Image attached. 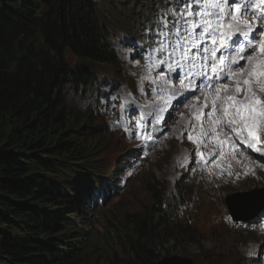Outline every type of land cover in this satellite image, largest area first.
<instances>
[{"label": "trees", "instance_id": "trees-1", "mask_svg": "<svg viewBox=\"0 0 264 264\" xmlns=\"http://www.w3.org/2000/svg\"><path fill=\"white\" fill-rule=\"evenodd\" d=\"M126 1L0 0V264H91L69 214L94 215L109 184L84 139L92 118L67 101L96 83L83 63L117 60L105 13ZM120 222L115 264L173 256L163 239L176 226L158 203Z\"/></svg>", "mask_w": 264, "mask_h": 264}, {"label": "rangeland", "instance_id": "rangeland-1", "mask_svg": "<svg viewBox=\"0 0 264 264\" xmlns=\"http://www.w3.org/2000/svg\"><path fill=\"white\" fill-rule=\"evenodd\" d=\"M128 2L137 8V16L112 10L105 13L119 50L117 62L83 63L95 75L96 83L82 92L72 91L67 101L70 109L92 118V125L83 128L84 139L93 150L98 174L110 178L116 188L103 202L101 213L85 215L82 220L71 217L77 224H83L87 236L92 237L87 248L90 263H120V221L143 212L153 203L169 214L170 228L176 226V233H171L175 237L163 239L173 256L191 258L196 264L261 261L264 226L241 230V223L226 219L230 217L226 198L264 188V152L239 144L234 150L236 159L232 158L228 145L223 148L226 155H217L221 149L214 134L200 135L201 124L206 128L207 120L197 121L193 117L194 108L199 111L204 104L206 93L187 90L174 97L172 89L179 88L181 80L175 74L177 65L172 64L167 77L152 60L142 62L137 52L140 42L146 44L148 36L154 37L150 30L169 8V0H128L125 4ZM108 3L110 0H106L107 8ZM125 7L119 5L120 10ZM120 15L131 24L122 25ZM167 19L172 20L171 14ZM196 54H200L199 48ZM221 54L218 52L217 56ZM69 60L72 64L78 62L73 56ZM166 80L171 84H166ZM220 83L229 81L223 79ZM187 84L191 85L189 81ZM112 97L117 98L116 105L112 101L106 104ZM208 112V108H203L205 116ZM189 134L199 138L200 143L189 140ZM197 147L203 157L195 151ZM124 161L126 164L121 165ZM244 165L251 167L255 175L251 172L244 175ZM98 203L101 205L100 200ZM261 214L264 215V209Z\"/></svg>", "mask_w": 264, "mask_h": 264}, {"label": "snow or ice", "instance_id": "snow-or-ice-1", "mask_svg": "<svg viewBox=\"0 0 264 264\" xmlns=\"http://www.w3.org/2000/svg\"><path fill=\"white\" fill-rule=\"evenodd\" d=\"M169 14L172 16L171 21L167 19ZM249 14L251 20L247 18ZM169 23L176 37L172 53H179L180 60L188 59V52L183 45L191 42L192 47L200 48L201 40L211 44L210 48H202L201 56L202 61L208 62L202 67L209 69L211 75L206 71L199 73L207 77L204 86L211 91L202 93L204 104L199 111L193 110L195 120L206 119L208 122L206 128L201 124L200 135L208 137L214 134L221 149L217 153L220 156L226 155L223 151L225 145L232 149L230 154L233 159H236L234 150L239 144L261 152V146L264 145V0H174V4H170L156 21L161 37L169 35V31L164 30ZM182 32L185 35H181ZM167 47L161 42L154 51L164 52ZM218 52L222 54L217 56ZM241 61H244L243 65ZM172 69L173 65L169 64V71ZM225 78L229 83H219ZM213 80L218 83L213 84ZM165 83L170 85L171 81L166 80ZM179 83V88L172 89L174 97L183 94L191 86L184 79ZM203 108L209 109L206 116ZM188 139L200 143L199 138L194 139L190 134ZM195 151L201 157L204 156L198 147ZM244 167V175L249 172L255 175L251 167ZM220 174H223V170ZM228 175H232L230 170ZM236 176L239 178L240 173L237 172ZM226 219L231 220L232 217ZM261 231H264V227Z\"/></svg>", "mask_w": 264, "mask_h": 264}, {"label": "water", "instance_id": "water-1", "mask_svg": "<svg viewBox=\"0 0 264 264\" xmlns=\"http://www.w3.org/2000/svg\"><path fill=\"white\" fill-rule=\"evenodd\" d=\"M227 200L233 220L243 221L257 215L264 208V190L257 189L251 191V193H236L229 196ZM159 261L158 264H194V260L191 258L179 255L166 256Z\"/></svg>", "mask_w": 264, "mask_h": 264}, {"label": "bare ground", "instance_id": "bare-ground-1", "mask_svg": "<svg viewBox=\"0 0 264 264\" xmlns=\"http://www.w3.org/2000/svg\"><path fill=\"white\" fill-rule=\"evenodd\" d=\"M64 172V171H63ZM113 174V173H112ZM114 174H116V172L114 173ZM119 174V173H118ZM121 174V173H120ZM117 175V174H116ZM123 175V174H122ZM114 176V175H113ZM105 177V176H104ZM112 177V176H111ZM119 177V176H118ZM92 178H94V177H92ZM96 178V177H95ZM114 178V177H113ZM110 179V178H109ZM115 179V178H114ZM115 183V182H114ZM95 184V183H94ZM98 184V183H97ZM116 184V183H115ZM103 186V185H102ZM115 186V185H114ZM113 186V187H114ZM104 188V187H103ZM114 189H116V188H114ZM117 191V190H116ZM102 199L100 200V202H101V205L98 203V205H100V206H102L104 203V200L107 198V197H101ZM91 206H92V209H94V207H95V203H94V201H91ZM99 207L98 206H96L95 207V209L97 210ZM75 212V211H74ZM78 212V211H77ZM89 216H90V214L89 213H87ZM74 215V213H72V215H70L69 216V219H70V221H72V219H71V217H74L73 216ZM75 219V218H74ZM88 221H90V220H88ZM74 222V221H73ZM73 224H77L76 223V221L73 223ZM88 224V223H87ZM77 225H79V226H83L84 227V225L83 224H77ZM84 229H85V231L86 232H88L87 230H86V228L84 227ZM87 234L84 232V234H83V237H81V241H82V238H84L85 240H87ZM89 238V241L91 240V238L90 237H88ZM87 243V242H86Z\"/></svg>", "mask_w": 264, "mask_h": 264}]
</instances>
